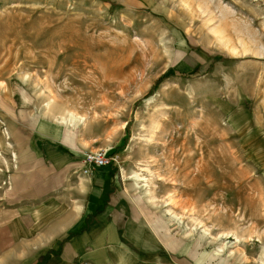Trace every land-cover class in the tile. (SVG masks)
<instances>
[{"label": "rangeland", "instance_id": "obj_1", "mask_svg": "<svg viewBox=\"0 0 264 264\" xmlns=\"http://www.w3.org/2000/svg\"><path fill=\"white\" fill-rule=\"evenodd\" d=\"M1 116L10 140L66 129L78 167L115 152L141 221L214 264L264 263V0H0ZM0 168L7 191L12 148ZM74 170L58 182L72 201Z\"/></svg>", "mask_w": 264, "mask_h": 264}, {"label": "crops", "instance_id": "obj_2", "mask_svg": "<svg viewBox=\"0 0 264 264\" xmlns=\"http://www.w3.org/2000/svg\"><path fill=\"white\" fill-rule=\"evenodd\" d=\"M3 117L0 149L12 148L16 160L10 188L0 190V264H214L212 253L186 246L176 233L173 241L148 214L153 229L142 222L107 167L88 166L84 174L85 165L59 145L56 125L52 131L38 120L44 128L31 124L29 141L19 134L10 140L15 128ZM67 170L78 174L67 187L74 201L59 196Z\"/></svg>", "mask_w": 264, "mask_h": 264}, {"label": "bare ground", "instance_id": "obj_3", "mask_svg": "<svg viewBox=\"0 0 264 264\" xmlns=\"http://www.w3.org/2000/svg\"><path fill=\"white\" fill-rule=\"evenodd\" d=\"M53 99L51 100V101H49L48 103H46V106H47V109H48V111H50V109H51V107H52V104H53ZM80 119L78 118V117H76V115L75 114H73V113H70V114H68V116H63L62 117V120H59V123H63V124H72V123H74V124H76L78 121H79ZM81 123V122H80ZM60 133H62L61 134V136H62V139L63 140H65L67 137H69V132H67V130L65 129L63 132H60ZM63 133L65 134V135H63ZM13 160L15 161L16 160V157H15V155L13 154ZM84 162H82V167H84ZM0 170H1V168H0ZM83 170V173L84 174H86V169L85 168H83L82 169ZM133 178H135V180H136V183H135V186H137V187H140L139 185H138V183L140 182V181H147L146 180V177H143V175L139 172V173H134L133 174V176H132ZM145 183V182H144ZM148 185V184H147ZM146 185V186H147ZM136 187V188H137ZM1 188H3L2 186H0V189ZM10 188V186L8 187V189ZM146 193L148 194V196L149 197H151L150 199H153L154 197L151 195V190H150V188L148 187L147 188V190H146ZM170 204V203H169ZM169 211V213L170 214H172V216L175 218V219H180L181 217H178V215L177 214H175L171 209H169L168 210ZM204 233L205 234H210V231L209 230H207V229H204ZM210 236H212V235H210ZM220 236H223V235H220ZM238 238V237H237ZM225 247H227V246H225ZM226 249V248H225ZM223 251H224V246H219V247H217V249H215V251H214V254L216 255V256H219V255H222V253H223ZM226 251V250H225ZM264 264V263H263Z\"/></svg>", "mask_w": 264, "mask_h": 264}, {"label": "built area", "instance_id": "obj_4", "mask_svg": "<svg viewBox=\"0 0 264 264\" xmlns=\"http://www.w3.org/2000/svg\"><path fill=\"white\" fill-rule=\"evenodd\" d=\"M114 157L109 156L108 151H97L95 153H89L85 157V162L90 167H109L111 166ZM86 173H89V170L86 169ZM1 186V185H0Z\"/></svg>", "mask_w": 264, "mask_h": 264}, {"label": "trees", "instance_id": "obj_5", "mask_svg": "<svg viewBox=\"0 0 264 264\" xmlns=\"http://www.w3.org/2000/svg\"><path fill=\"white\" fill-rule=\"evenodd\" d=\"M163 78H164V76H161L160 79H159L157 82H158V83L161 82ZM114 153H115V152L110 153V152L108 151V154H109V156H111V157H114Z\"/></svg>", "mask_w": 264, "mask_h": 264}]
</instances>
